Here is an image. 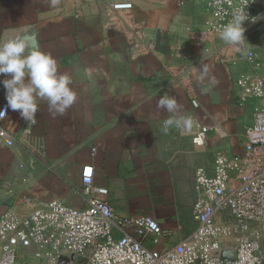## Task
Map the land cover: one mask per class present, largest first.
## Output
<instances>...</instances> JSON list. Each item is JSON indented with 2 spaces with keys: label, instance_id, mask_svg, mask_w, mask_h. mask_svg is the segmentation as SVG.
Instances as JSON below:
<instances>
[{
  "label": "crops",
  "instance_id": "obj_1",
  "mask_svg": "<svg viewBox=\"0 0 264 264\" xmlns=\"http://www.w3.org/2000/svg\"><path fill=\"white\" fill-rule=\"evenodd\" d=\"M118 0H0V40L35 28L43 50L72 79L75 104L53 118L39 101L36 123L29 125L9 109L6 127L14 144L0 141V215H26L52 198L85 207L79 194L83 166H94V182L105 187L115 214L154 216L165 235L159 249L172 246L196 228V169L214 171L218 156L234 158L244 151L245 129L254 121L255 98L241 102L237 79L252 68L236 46L207 43L196 68L199 106L186 90L170 81L164 64H180L171 55L179 40L192 43L188 29L203 28L210 14L200 0H127L133 17L145 23L157 51L130 57L127 35L105 28L104 8ZM257 10L264 0H255ZM248 48L264 60V26L245 34ZM222 50L224 61L218 58ZM209 51V52H208ZM203 65L218 83L199 80ZM264 74V68L262 69ZM5 77L0 76V80ZM165 93L175 96L180 111L193 119L190 129L161 131L169 113L157 103ZM7 103L0 84V106ZM210 126L204 146L193 142L196 124ZM96 149L93 152V149ZM118 233V232H116ZM28 264H48L22 256ZM59 264H82L66 257Z\"/></svg>",
  "mask_w": 264,
  "mask_h": 264
},
{
  "label": "built area",
  "instance_id": "obj_2",
  "mask_svg": "<svg viewBox=\"0 0 264 264\" xmlns=\"http://www.w3.org/2000/svg\"><path fill=\"white\" fill-rule=\"evenodd\" d=\"M200 1L206 4L210 19L201 29H188L190 45L179 40L173 45L171 55L180 64H164L170 81L186 90L195 107L199 106L196 68L207 52L206 44L220 41V31L236 10L248 13L245 34L264 26V9L257 10L255 0ZM133 10L131 1L107 2L104 25L128 36L130 57L137 59L157 48ZM248 49L245 57L252 69L239 76L237 85L241 102L258 100L254 121L245 129L242 154L231 159L218 156L212 173L204 167L196 169L192 211L196 228L190 234L172 246L157 248L166 234L160 222L151 215L117 216L107 200L108 189L95 184L94 166L87 164L79 189L85 207L52 198L26 215L10 211L0 215V264H28L22 256L59 264L73 254L82 264H264V60ZM217 53L224 61L222 50ZM6 106L3 103L0 111ZM8 112L0 113V141L12 146L13 136L5 125ZM196 128L193 142L204 146L211 128L201 123ZM224 248L234 250L235 257H222Z\"/></svg>",
  "mask_w": 264,
  "mask_h": 264
},
{
  "label": "clouds",
  "instance_id": "obj_3",
  "mask_svg": "<svg viewBox=\"0 0 264 264\" xmlns=\"http://www.w3.org/2000/svg\"><path fill=\"white\" fill-rule=\"evenodd\" d=\"M50 7H56L58 0H48ZM248 13L236 10L232 19L222 28L219 38L227 45L236 46L242 56L249 54L245 37L244 22ZM0 80L5 89L8 109L19 112L20 117L31 124L36 123V114L40 110L39 101L47 103L49 114L55 118L63 116L76 100L77 93L71 87L72 79L69 74L61 73L56 58L42 49L37 31L27 30L15 38L0 40ZM207 79L211 86L218 81L209 75V68L203 65L200 81ZM159 109L169 113L164 119L161 131L167 134L171 129L186 130L193 124L191 116L175 115L180 111L175 96L165 93L157 103Z\"/></svg>",
  "mask_w": 264,
  "mask_h": 264
},
{
  "label": "water",
  "instance_id": "obj_4",
  "mask_svg": "<svg viewBox=\"0 0 264 264\" xmlns=\"http://www.w3.org/2000/svg\"><path fill=\"white\" fill-rule=\"evenodd\" d=\"M35 30V31H37L35 28H30L29 30ZM19 35V34H18ZM16 37V36H15ZM14 37V38H15ZM220 255L222 256V257H225V258H234L235 257V253H234V250H232V249H227V248H224L223 250H221V252H220ZM76 258H77V255L76 254H73L72 256H71V259L73 260V261H75L76 260Z\"/></svg>",
  "mask_w": 264,
  "mask_h": 264
}]
</instances>
